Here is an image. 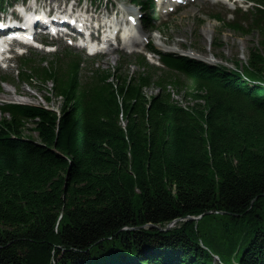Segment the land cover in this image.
<instances>
[{
	"label": "trees",
	"instance_id": "obj_1",
	"mask_svg": "<svg viewBox=\"0 0 264 264\" xmlns=\"http://www.w3.org/2000/svg\"><path fill=\"white\" fill-rule=\"evenodd\" d=\"M256 7L252 28L228 24L259 34L243 67L168 53L161 75L140 59L142 71L93 69L83 81L71 53L30 66L52 82L60 112L3 107L0 264H264V9ZM29 122L36 137L23 135ZM175 218L183 220L166 231L147 225Z\"/></svg>",
	"mask_w": 264,
	"mask_h": 264
},
{
	"label": "rangeland",
	"instance_id": "obj_2",
	"mask_svg": "<svg viewBox=\"0 0 264 264\" xmlns=\"http://www.w3.org/2000/svg\"><path fill=\"white\" fill-rule=\"evenodd\" d=\"M203 4L202 0H198L190 8L175 14L170 20L169 29L167 30L164 27L161 29V33L155 32L152 42L158 47L161 45L168 48L172 47L175 51L193 53L191 55L202 57L212 55L222 64L229 67L234 66L235 62L243 67L247 62L248 50L251 46L256 45L255 43L259 39V34L255 30L252 32H236L232 31V29L225 28L216 19L199 12L200 7L205 6ZM224 8V6L218 4L213 12L219 11L224 14L225 19L231 18L232 15L224 12ZM207 9H211V7H207ZM59 44L58 48L63 47V44ZM32 53V59L36 63L35 65H39L40 67L48 66L49 61L54 57L52 54L46 53L45 58H41L40 54L43 56L45 53L39 51H32ZM127 56L130 58L112 55L109 58L100 57L97 60H90L91 62L84 63V68L81 71V79L87 81L89 76H91L89 75L91 73L90 70L95 68L106 70L119 66L128 73L142 71V68L138 67L135 59L131 55ZM20 68L18 67L17 71H21ZM17 71L16 69H12V71L8 70L5 72L7 81L0 84V105L11 101H22L31 104H53L55 107L60 105L61 98H58L48 90L51 86L50 80L43 81L34 75L32 80L24 82L22 81L20 73H17ZM179 77L185 79L182 76ZM186 86L188 87L187 84ZM156 90L154 86L145 88L147 94L153 93ZM45 95L50 96L52 101L47 102ZM4 115L7 114L0 111V119ZM32 127L33 125L29 122L23 130V135L36 137V132L32 130Z\"/></svg>",
	"mask_w": 264,
	"mask_h": 264
},
{
	"label": "water",
	"instance_id": "obj_3",
	"mask_svg": "<svg viewBox=\"0 0 264 264\" xmlns=\"http://www.w3.org/2000/svg\"><path fill=\"white\" fill-rule=\"evenodd\" d=\"M199 217H201L200 215L197 216H188L187 218H191V219H198ZM178 220H183L182 218H175L167 223H165L163 226L159 225V224H155V223H148L147 225L151 228H158V229H162L164 231L169 230L171 228V226H173Z\"/></svg>",
	"mask_w": 264,
	"mask_h": 264
},
{
	"label": "bare ground",
	"instance_id": "obj_4",
	"mask_svg": "<svg viewBox=\"0 0 264 264\" xmlns=\"http://www.w3.org/2000/svg\"><path fill=\"white\" fill-rule=\"evenodd\" d=\"M128 14H132V13H128ZM145 34V31H142V30H140V33L137 35H130L129 36V42H131V43H133V42H135V38L137 37V36H141V35H144ZM158 42H160L159 40H157ZM161 48L163 49V50H166V51H174L175 49H173L172 47H165V46H161ZM189 54H190V52H189ZM203 58L204 59H206L207 61H210V62H214L215 60H217L216 58H214L212 55H207V56H203Z\"/></svg>",
	"mask_w": 264,
	"mask_h": 264
}]
</instances>
